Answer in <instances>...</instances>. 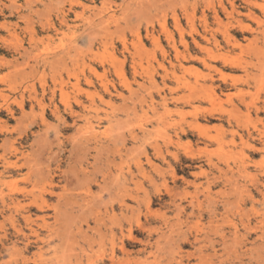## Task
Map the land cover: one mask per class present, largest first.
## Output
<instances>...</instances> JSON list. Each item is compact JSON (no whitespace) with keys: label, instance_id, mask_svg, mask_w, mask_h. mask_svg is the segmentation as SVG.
<instances>
[{"label":"rangeland","instance_id":"374dc122","mask_svg":"<svg viewBox=\"0 0 264 264\" xmlns=\"http://www.w3.org/2000/svg\"><path fill=\"white\" fill-rule=\"evenodd\" d=\"M71 1L0 0V153L9 154L10 141L18 148L10 157L16 165L0 161V207L18 195V210L12 209L18 217L22 205L45 202L43 210L33 208L29 226L21 222L32 243L22 252L23 241L0 216L6 242L0 264H179V255L182 264H208V257L264 264V0ZM107 14L114 17L109 21ZM100 17L104 22L93 26ZM224 29L237 45L225 42ZM73 44L72 60L57 67L47 62ZM220 57L239 65L224 68ZM211 80L218 85L215 98L207 89ZM5 136L10 140L3 142ZM94 140L110 147L92 159L94 150L84 146ZM119 154L128 207L123 233L108 218L119 216L116 189L92 187L91 208L81 194L67 207L59 196L67 193L64 177L73 182L70 191L82 193L70 174L84 166L100 177L103 157L116 156L119 164ZM43 169L51 170L52 183L49 175L37 178ZM193 195L200 207L189 202ZM95 214L106 223L100 237L87 227ZM197 235L211 241L194 243ZM11 239L18 252L11 251Z\"/></svg>","mask_w":264,"mask_h":264},{"label":"bare ground","instance_id":"6f19581e","mask_svg":"<svg viewBox=\"0 0 264 264\" xmlns=\"http://www.w3.org/2000/svg\"><path fill=\"white\" fill-rule=\"evenodd\" d=\"M75 1V0H74ZM74 1H71V3H74ZM107 2H110V0H104V2H102V3H104V4H106ZM75 3H77V2H75ZM110 3H114V2H110ZM83 4H84V2H83ZM108 5H109V3H108ZM205 5V4H204ZM103 6V5H102ZM106 7V6H105ZM104 7V8H105ZM103 8V7H102ZM69 9H71V8H69ZM68 9V10H69ZM202 9V8H201ZM213 9V8H212ZM103 10H105L106 12L108 11V10H106V8L105 9H103ZM81 12H82V10H81ZM98 12H99V10H98ZM66 13V12H65ZM74 13H76V12H74ZM190 13V12H189ZM193 12H191V14H192ZM109 14V13H108ZM107 14V15H108ZM113 14V13H112ZM112 14H110V15H108L107 17L108 18H110V17H112ZM216 14V13H215ZM252 14H254V13H252ZM64 16V15H63ZM78 16V15H77ZM97 16V15H96ZM113 17H114V15H113ZM112 17V18H113ZM257 17H259L258 15L256 16V20H257V25H258V23L260 24L261 22H262V20H261V18H257ZM87 18V17H86ZM91 18V17H90ZM108 18H106V20L108 19ZM64 19H66V18H64ZM64 19H62V21L64 20ZM89 20V19H88ZM92 20V19H91ZM98 20V19H97ZM109 21L111 20V18L110 19H108ZM177 21V20H176ZM190 21V20H189ZM90 22V21H89ZM95 22V21H94ZM102 22H104V19H103V17H100L99 18V21L95 24V25H93V26H99L100 25V23H102ZM6 23V22H5ZM65 23H67V22H65ZM69 24V23H68ZM222 24V23H221ZM224 24V23H223ZM5 25V24H4ZM9 25V24H8ZM59 26V25H58ZM68 26V25H67ZM72 26H75V25H72ZM176 26H179L178 24H176ZM208 27V25H205L204 26V29H206ZM218 27V26H217ZM244 27H247V28H249V29H251V30H253L252 28H250V26L249 25H245ZM63 28V26L62 25H60L59 26V28H57V30H61ZM69 28V27H68ZM107 28V27H106ZM53 29V28H52ZM67 29V28H66ZM103 29V28H102ZM164 29V28H163ZM162 29V30H163ZM193 29H194V27H193ZM220 29V28H219ZM56 31V30H55ZM63 31V30H62ZM108 31V30H107ZM165 31V30H164ZM221 31V30H220ZM223 31V30H222ZM222 31H221V33H222ZM8 32V31H7ZM72 32V31H71ZM94 32V31H93ZM96 32V31H95ZM95 32H94V34H95ZM97 32H98V29H97ZM101 32V31H100ZM110 32V31H109ZM31 33V32H30ZM30 33H29V35H30ZM61 33H64V31L63 32H61ZM87 33H89V32H87ZM135 33V32H134ZM75 34V33H74ZM150 34V33H149ZM60 35H62V34H60ZM96 35H99V32L98 33H96ZM152 35V34H151ZM169 35V34H168ZM168 35H167V37H168ZM211 35V38H212V40H211V43H213L214 44V46H216V47H219L220 45H219V42H218V39L216 38V35H214V33H212V34H210ZM63 36L64 35H62V39H63ZM180 36V35H179ZM151 37H153V36H151ZM170 37V36H169ZM180 37H182V36H180ZM60 39H61V37H59ZM223 38L225 39V42L228 44V45H231V46H235V45H237L236 44V42H233V41H231V38H232V35H230L229 33H228V31L227 30H225L224 29V31H223ZM103 39V38H102ZM178 39H181V40H179L180 42H182L183 44H185V45H187V42H186V40H185V38L184 37H182V38H178ZM93 40V39H92ZM121 40V39H120ZM153 40V39H152ZM193 41L195 42V44H196V46L200 49V50H203L204 48H205V45H203V44H201L200 42H198L195 38H193ZM208 41H210V39H208ZM30 42V41H29ZM100 42H102L101 40H100ZM107 42V41H106ZM171 43H173V42H171ZM90 44V43H89ZM123 44H124V46H125V42L123 41ZM35 45V44H34ZM65 45V44H64ZM67 45V44H66ZM256 45V44H255ZM32 46V45H31ZM91 46H92V44H91ZM257 46H259V45H257ZM260 47V46H259ZM24 49H26V48H24ZM28 49V48H27ZM177 49V48H176ZM262 49V48H261ZM31 50V49H30ZM256 50V49H255ZM27 52V50H24V52ZM253 52H254V50H252ZM251 51V52H252ZM260 51V50H259ZM262 51V50H261ZM260 51V52H261ZM78 52V50H77V46L76 45H74L73 44V46H71V47H68V48H66V49H64V50H62V51H60V52H58V53H55L54 55H53V57H51L50 59V61L49 60H47V62L48 63H51L52 65H54L55 67H57V66H59V65H62L61 63L65 60V58H67V57H71V60L74 58V56L76 55V53ZM256 54V53H255ZM78 55V54H77ZM84 55V54H83ZM181 55V54H180ZM76 57V56H75ZM116 57V56H115ZM187 56L184 54L183 55V58L185 59ZM194 57V56H193ZM198 57V56H197ZM199 58V57H198ZM221 58V60H222V62H223V67L224 68H226V66L227 67H229V68H232V66H238L239 64L235 61V60H233V59H230L229 57L227 58V57H220ZM69 59V58H68ZM176 59V58H175ZM200 59H202L203 61H205V59H204V57L202 56V57H200ZM244 61V60H243ZM73 62V61H72ZM204 63V62H203ZM206 63V62H205ZM12 64V63H11ZM19 64V63H18ZM64 64V63H63ZM172 64V63H171ZM170 64V65H171ZM261 64V63H260ZM16 65H17V62H16ZM16 65H14V66H16ZM53 66V67H54ZM173 66V65H172ZM179 67L181 66V63H179V65H178ZM54 67V68H55ZM183 67V66H182ZM187 67V66H186ZM189 67V66H188ZM212 67V66H211ZM213 67L219 72V74L221 75V76H225L224 74H223V71H222V69L220 68V67H217L216 65H213ZM51 68V67H50ZM65 68V67H64ZM244 68V67H243ZM24 69V68H23ZM32 69V68H31ZM187 68H185V70H186ZM257 69H259V68H257ZM33 70H34V67H33ZM17 71H19V70H17ZM24 71V70H23ZM58 71V70H57ZM92 71H93V69H92ZM188 71V70H187ZM55 72V71H54ZM53 72V73H54ZM94 72H95V70H94ZM97 72V71H96ZM246 72L247 71H245V74H246ZM24 73V72H23ZM27 73V72H26ZM174 75H175V77L177 78V81H178V79L180 78L178 75H176L175 73H174ZM246 76H248L247 74H246ZM257 77V76H256ZM91 78H86V81L88 82V84L89 83H91V80H90ZM224 79V78H223ZM236 81V80H235ZM245 81V80H244ZM247 81V80H246ZM245 83V82H244ZM261 83V82H260ZM246 84H247V82H246ZM72 85V84H71ZM205 85V84H204ZM204 85H202V87L204 86ZM233 86H234V84H233ZM208 87L209 88H207V89H209L211 92H210V96L211 97H218V95L216 94V91H215V87H218V85H217V83H216V85H215V81L214 80H211V82H210V84L208 85ZM261 87V86H260ZM204 88V87H203ZM0 96L2 97V96H4V94H3V92H2V90H0ZM164 97V96H163ZM5 98H7V96L5 97ZM7 100V99H6ZM5 100V101H6ZM78 100V99H77ZM164 100H165V98H164ZM177 100V99H176ZM79 101V100H78ZM79 102H81V103H84L83 101H79ZM242 102H244L243 101V98H242ZM241 102V103H242ZM7 104V103H6ZM4 105V104H3ZM20 106V105H19ZM7 110H9V111H11L12 109L10 108V106L9 105H6V107H5ZM57 109V108H56ZM239 110V109H238ZM55 111V110H54ZM44 120V119H43ZM46 122V121H45ZM48 125V124H47ZM2 127H3V125H1ZM5 127V126H4ZM78 128V127H77ZM89 128V127H88ZM8 130V129H7ZM78 131H80V129L78 130ZM181 131L182 132H184V129L183 128H181ZM83 132H85V131H83ZM91 132V131H90ZM94 132V131H93ZM95 133V132H94ZM259 134V133H258ZM261 134H263V133H261ZM87 136V135H86ZM92 137V136H91ZM260 138V137H259ZM8 140H10V138L9 137H7V136H5V138L3 139V142H6V141H8ZM87 140V139H86ZM88 141V140H87ZM113 141L115 142L116 141V139H113ZM113 141H111V143L113 142ZM178 141V140H177ZM261 141L263 142V145H264V137L261 139ZM171 144H173V141H172V139L169 141ZM82 143V142H81ZM80 143V144H81ZM85 144L86 143H88V142H84ZM175 143V142H174ZM3 144V143H2ZM83 144V143H82ZM72 145V144H71ZM252 145V144H251ZM2 146V145H1ZM73 146V145H72ZM115 149H116V147L118 146V144L117 143H115ZM157 146V145H156ZM110 146H109V143L108 142H100V141H97V140H94V142H93V144H88V145H85L84 146V148L86 149V150H88V149H90V148H92L93 150H94V153L95 154H93V155H91L92 156V159L93 158H95V156H97V154H99V151H100V149L101 148H109ZM251 147H254L253 145L251 146ZM76 148V147H75ZM75 148L74 147H72V149H74L75 150ZM255 148V147H254ZM4 149V148H3ZM8 149H9V154L8 153H5L3 150H2V152L0 153V161L2 162V165L3 166H8L9 164H11V163H14L15 165H16V162H12L11 160H10V157H11V155H15L16 154V152H18V148L16 147V145L14 144V142H11L10 141V143H9V146H8ZM158 150V149H157ZM52 152V151H51ZM101 152V151H100ZM160 153V152H159ZM50 157V156H49ZM81 157V156H80ZM121 157H122V154H119V160L121 159ZM81 158H84L85 159V157L83 156V157H81ZM123 158V157H122ZM162 158V157H161ZM77 160L79 161V158L77 157ZM115 160H116V156H109V155H105L104 157H103V159H102V161H104V164H105V169L104 168H101V170H99L98 172L101 174L100 175V177L98 176V174L97 173H95V172H92L90 169H88L87 167H84V166H80L79 167V170L81 171V173H80V171L78 170V172H77V169L76 170H72L73 171V174H70V179H71V176L72 175H74V177L78 180V183H80V185H82V189L81 190H83L82 191V193H73V191H70V188H68V184L70 183V182H68V177L69 176H66V174H65V176L66 177H64L63 178V180L65 179V181H64V183H63V185H62V187H63V189L65 190L64 192H66L67 191V193H65V194H60L59 196H63V204H64V206L65 207H67V205H70V204H72V203H75V202H77V196H81L82 195V198L81 199H83L84 200V206H85V208H91V206L89 207V204L90 203H92V202H94L95 201V197L94 198H92V197H90V193H91V189H92V187H94V186H98V188H100V189H104V190H108V192H109V194H110V191H111V189H110V187H112V189H116V197H117V203H118V207H119V216L117 217V216H115V217H117L116 218V220L114 219V217H111V216H109L108 215V218H109V220L111 221V222H115L116 223V225L118 226V230H119V232L120 233H123V231L125 230L124 229V222H123V219H124V216H125V211H127L126 209L128 208L127 207V205H126V197H125V172L123 171V166H122V162H123V159H121V161H120V163L119 164H116L115 163ZM90 162V161H89ZM91 163V162H90ZM139 164V163H138ZM137 164V165H138ZM113 166H114V168H113ZM215 167H217L216 165H214ZM138 168H140L139 166H137ZM220 167V166H219ZM116 168V170H117V172H115L114 171V169ZM240 170H238V168H237V170L238 171H244V172H246V170H245V167H241V165H240ZM219 171H221L220 169H218ZM51 172V170H49V169H43V170H39V171H37V173H36V176H37V178L40 180H44V179H46V177L47 178H49L50 180H48V181H50V183H52L53 182V177H52V175L50 174L49 175V173ZM173 172V171H172ZM223 172V171H222ZM237 172V171H236ZM70 173H72V172H70ZM193 174V173H192ZM240 174H242V173H240ZM48 175H49V177H48ZM69 175V174H68ZM80 176V177H79ZM2 177V174H0V178ZM73 177V180H75V178ZM37 178H35L34 179V181H37ZM1 180V179H0ZM31 181H33V180H31ZM72 181V180H71ZM76 181V180H75ZM189 181V180H188ZM213 181V180H212ZM68 183V184H67ZM71 183H73V182H71ZM71 183L69 184V185H71ZM75 184H76V182H74ZM201 183V182H200ZM74 185V184H73ZM77 185V184H76ZM79 185V184H78ZM79 185V186H80ZM110 185H112V186H110ZM195 185V184H194ZM195 187V186H194ZM207 187H208V183H207ZM206 186H205V188H207ZM209 188V187H208ZM246 188V187H245ZM113 190V191H114ZM208 190V189H207ZM246 190V189H245ZM20 191H22V192H24V190H20ZM69 191V192H68ZM112 191V192H113ZM206 191V190H205ZM125 192V193H124ZM216 192H218V191H216ZM189 194L187 191L186 192H184V196L186 195V194ZM79 194V195H78ZM81 194V195H80ZM84 195V196H83ZM86 196V197H85ZM205 196V199L207 200V199H210L211 197V194H210V191L208 190L207 192H206V194L204 195ZM192 197V200H190L189 202L190 203H197V207H200V205L202 204V201L201 200H199V198L197 197V196H195V195H193V196H191ZM61 198V197H60ZM185 198V197H184ZM193 198H194V200H193ZM263 198H264V195H263ZM219 199V198H218ZM1 200V199H0ZM215 200V199H214ZM18 202H19V198H18V195H9V197H8V199H2V206L0 207V216H2L5 220H9L10 221V223H11V226H12V228H13V230H14V232H15V238H16V240H22L23 242V246H22V249H21V251L20 252H22L23 250H26V249H28L31 245H32V243H31V241L29 240V238H28V234H26V232L23 230V228H22V225H21V222H24L26 225H30V222H32L33 221V219H32V217L33 216H35L37 213L36 212H34L33 211V208L35 207V209L36 210H43V208H45V204H42V203H45L44 201L42 202V203H40V204H38L36 201H34V202H30V203H26V205H22L21 207H22V210L21 211H19L18 213H19V216L18 217H15L14 216V214L12 213V209H15V211H17L18 210V206H17V204H18ZM209 202V201H208ZM211 202H213V201H211ZM193 203V204H194ZM210 203V202H209ZM180 206V205H179ZM127 207V208H126ZM14 211V212H15ZM115 215V214H114ZM58 217H56V219H57ZM101 217H99V214H95V216H94V226H87L88 227V229H90V230H92L93 231V233H95L96 235H99V237L101 236V234L103 233V231H102V228H101V225L103 226V225H106V223L105 224H103V223H100V221H101ZM4 221H1V223H3ZM176 224V223H175ZM169 225V224H168ZM172 225V224H171ZM170 226V225H169ZM175 226V225H174ZM1 227V226H0ZM81 228V227H80ZM217 228V227H216ZM236 228V227H235ZM170 229V228H169ZM81 230V229H80ZM170 231H172V230H170ZM171 233V232H170ZM175 233V232H174ZM178 233V232H177ZM237 234V233H236ZM123 235V234H122ZM168 235V234H167ZM205 235H207V233H205ZM244 235V234H243ZM178 236V235H177ZM181 236V235H180ZM179 236V237H180ZM184 237H185V235H184ZM222 236H220V240H216V242H218L219 244H220V241L222 240V238H221ZM183 238V237H182ZM186 238V237H185ZM3 239H5V238H0V241L2 242L1 243V245H0V247L2 246V248H6V242L4 243V241H3ZM16 240H12L11 239V251H16V252H18L19 250H18V247L16 246ZM180 240H182V239H180ZM184 241L185 240H189V238H188V236H187V238L186 239H183ZM211 241L210 239H209V236H204V237H202V236H193V242L194 243H197V244H200L201 242H204V241H207V243L209 242V241ZM179 241V240H178ZM183 241V242H184ZM215 241V240H214ZM182 242V243H183ZM192 242V243H193ZM213 242V241H212ZM211 242V246H212V248H213V254L212 255H214V257H216L217 256V251H216V249H215V247H214V243H216V242H213L212 243ZM156 243V242H155ZM181 243V244H182ZM166 244V243H165ZM186 244V243H185ZM199 246H201V245H199ZM199 246H197V247H199ZM208 246V245H207ZM154 247H155V245H154ZM178 248H180V245L179 246H177ZM197 247H195V248H197ZM205 247H206V244H205ZM209 247V246H208ZM88 249H90V250H92V246L91 245H88V247H87ZM202 248V247H201ZM201 248H199V249H201ZM203 248H204V245H203ZM120 249L121 250H123L124 249V242L122 241V243H121V245H120ZM198 249V248H197ZM205 249V248H204ZM0 250H1V248H0ZM82 250L84 251V252H86L87 250H86V248H84V247H82ZM178 250V249H177ZM202 250V249H201ZM201 250H198V252L199 251H201ZM195 251H196V249H195ZM13 252H11V253H13ZM19 252V253H20ZM202 252V251H201ZM200 253V252H199ZM18 254V253H17ZM21 254V253H20ZM202 255H203V253H201ZM200 254V255H201ZM85 255H86V257H87V255L89 256V254H87V253H85ZM188 255V254H187ZM198 255V254H197ZM198 256V258L197 259H199V257H201V256ZM210 255V254H209ZM211 255V257L212 258H214L213 256ZM181 258H182V255H179ZM189 256V255H188ZM204 256H205V254H204ZM208 256V255H207ZM206 256V257H207ZM186 257V256H185ZM181 258H179V264H182V262L180 261V259ZM184 258V257H183ZM217 258V257H216ZM207 259H209V262H208V264H221L220 263V261H224V259L223 260H220V258L217 260V262H215L214 261V259H210V257H208ZM175 260V259H174ZM158 261V260H157ZM198 262L200 261V260H197ZM174 262V261H173ZM202 262H203V260H202ZM205 262H207L206 260H205ZM205 262H203L204 264H205ZM200 263V262H199ZM198 263V264H199ZM224 263V262H223ZM167 264V263H166ZM170 264V263H169ZM202 264V263H201Z\"/></svg>","mask_w":264,"mask_h":264}]
</instances>
